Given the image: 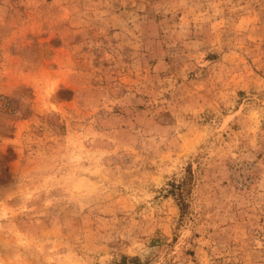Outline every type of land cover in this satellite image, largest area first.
Instances as JSON below:
<instances>
[{"label":"rangeland","instance_id":"374dc122","mask_svg":"<svg viewBox=\"0 0 264 264\" xmlns=\"http://www.w3.org/2000/svg\"><path fill=\"white\" fill-rule=\"evenodd\" d=\"M0 264H264V0H0Z\"/></svg>","mask_w":264,"mask_h":264}]
</instances>
